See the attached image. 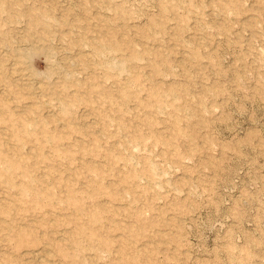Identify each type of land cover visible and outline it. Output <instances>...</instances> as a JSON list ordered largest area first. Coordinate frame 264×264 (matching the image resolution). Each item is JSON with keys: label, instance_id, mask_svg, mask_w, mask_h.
<instances>
[{"label": "rangeland", "instance_id": "1", "mask_svg": "<svg viewBox=\"0 0 264 264\" xmlns=\"http://www.w3.org/2000/svg\"><path fill=\"white\" fill-rule=\"evenodd\" d=\"M0 132V264H264V0H0Z\"/></svg>", "mask_w": 264, "mask_h": 264}, {"label": "bare ground", "instance_id": "2", "mask_svg": "<svg viewBox=\"0 0 264 264\" xmlns=\"http://www.w3.org/2000/svg\"><path fill=\"white\" fill-rule=\"evenodd\" d=\"M105 44V43H104ZM0 133H2V132H0ZM41 256V255H40ZM41 259H42V257H41Z\"/></svg>", "mask_w": 264, "mask_h": 264}]
</instances>
